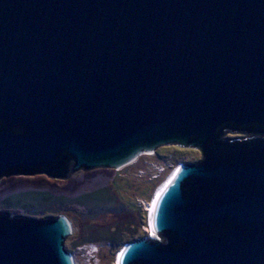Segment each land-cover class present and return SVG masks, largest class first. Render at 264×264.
Segmentation results:
<instances>
[{"label": "water", "instance_id": "1", "mask_svg": "<svg viewBox=\"0 0 264 264\" xmlns=\"http://www.w3.org/2000/svg\"><path fill=\"white\" fill-rule=\"evenodd\" d=\"M167 145L201 158L115 263L264 264V0H0V181ZM71 233L0 212V264H74Z\"/></svg>", "mask_w": 264, "mask_h": 264}, {"label": "rangeland", "instance_id": "2", "mask_svg": "<svg viewBox=\"0 0 264 264\" xmlns=\"http://www.w3.org/2000/svg\"><path fill=\"white\" fill-rule=\"evenodd\" d=\"M224 137L244 136L227 132ZM200 158L198 150L167 145L119 170L78 171L67 179L45 174L2 177L0 212L34 220L64 215L72 227L64 249L74 264H115L123 244L147 235V204L156 189L177 165ZM87 196L94 202L93 210L83 204ZM90 243L95 244L89 247Z\"/></svg>", "mask_w": 264, "mask_h": 264}, {"label": "bare ground", "instance_id": "3", "mask_svg": "<svg viewBox=\"0 0 264 264\" xmlns=\"http://www.w3.org/2000/svg\"><path fill=\"white\" fill-rule=\"evenodd\" d=\"M176 168H177V167H176ZM176 168H174V171H173L169 176H167V179L164 180V183L161 184V185L156 189V191L153 193V196H152V199H153V200L151 201V203H150V204H147V213H148V219H147V224H148V226H147V233H150V236H151V237H154V236H153V233H152V230H151V216H152V212H153V206H154L156 200L158 199L157 190H164V189L167 187V185H168V179H172V177H173V175H174V173H175V169H176ZM118 254H119V253H118ZM117 257H118V255L116 256L115 259H117ZM73 262H74V260H73ZM115 264H116V263H115Z\"/></svg>", "mask_w": 264, "mask_h": 264}, {"label": "trees", "instance_id": "4", "mask_svg": "<svg viewBox=\"0 0 264 264\" xmlns=\"http://www.w3.org/2000/svg\"><path fill=\"white\" fill-rule=\"evenodd\" d=\"M223 132H224V134H225V133H227V132H230V130H229V129H224ZM55 173H56V172H55ZM55 173H54V174H55ZM28 195H34V196H35V194H31V193H29ZM89 197H90V196H87V197H86L87 199H84V202H85V203L83 202V204H84V206H86V208L89 207L90 209L93 210V208H94V207H93L94 202H92V198H89ZM35 199H38V198L35 196ZM9 200H10V198H9ZM38 200H39V199H38ZM8 202H9V201H8ZM39 202L42 203L41 200H39ZM42 204H43V203H42ZM80 204H81V203H80ZM43 205H44V204H43ZM101 210L103 211V210H105V209H101ZM101 210H99V211H101ZM119 240H120V239H119ZM86 242H94V241H92V240H87ZM90 244H95V243H90ZM108 244H109V242H108Z\"/></svg>", "mask_w": 264, "mask_h": 264}, {"label": "clouds", "instance_id": "5", "mask_svg": "<svg viewBox=\"0 0 264 264\" xmlns=\"http://www.w3.org/2000/svg\"><path fill=\"white\" fill-rule=\"evenodd\" d=\"M173 171H174V170H172V172H173ZM172 172H171V173H172ZM171 173H169V175H170ZM169 175H168V176H169ZM166 179H167V178H166ZM163 183H164V182H163ZM152 200H153V199H152ZM152 200H151V201H152ZM88 245H89V247H92L94 244H88ZM118 253H119V252H117V254H118ZM117 254H116V256H117Z\"/></svg>", "mask_w": 264, "mask_h": 264}, {"label": "flooded vegetation", "instance_id": "6", "mask_svg": "<svg viewBox=\"0 0 264 264\" xmlns=\"http://www.w3.org/2000/svg\"><path fill=\"white\" fill-rule=\"evenodd\" d=\"M225 135V134H224ZM223 138H225V137H223ZM242 138V137H241ZM244 138V137H243ZM230 139V138H229Z\"/></svg>", "mask_w": 264, "mask_h": 264}]
</instances>
